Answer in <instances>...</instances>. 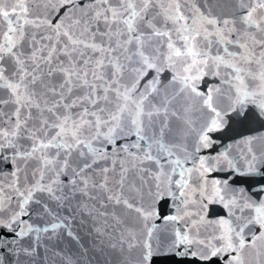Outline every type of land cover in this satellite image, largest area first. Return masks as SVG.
<instances>
[{"label":"snow or ice","instance_id":"snow-or-ice-1","mask_svg":"<svg viewBox=\"0 0 264 264\" xmlns=\"http://www.w3.org/2000/svg\"><path fill=\"white\" fill-rule=\"evenodd\" d=\"M225 101L264 117V0H0V228L55 233L68 206L139 225L136 264L165 248L264 264V199L209 179L256 173L264 136L201 154ZM161 187L185 228L154 249ZM34 206L43 227L22 220Z\"/></svg>","mask_w":264,"mask_h":264},{"label":"water","instance_id":"water-1","mask_svg":"<svg viewBox=\"0 0 264 264\" xmlns=\"http://www.w3.org/2000/svg\"><path fill=\"white\" fill-rule=\"evenodd\" d=\"M218 83L212 78H206L201 85V90H206L209 84ZM221 107L227 113L224 116V124L211 134L214 140L213 148L203 150L202 155H216L226 146L232 145L234 151L231 154L236 156L240 151V142L245 138L264 136V117L259 115L255 107L249 105L232 112L227 108V101L221 104ZM257 146L259 147V142ZM257 169L258 171L254 174H248L245 168L239 171H217L212 173L209 179H227L231 187L237 190L244 189L254 199H264V192L258 191L261 186H264V165H257ZM177 204L179 201H173L169 191L161 187L155 199L158 216L149 224V226L155 225L154 239L151 240L154 249L167 240L174 228H185L183 222L173 224L165 219L175 214ZM58 211L67 221L62 232L69 264H136L139 241L128 237L127 230L138 233L140 226L134 225L131 219L116 225L111 217H108L105 222L104 218L96 217L95 214H89L87 211H73L68 206ZM225 213L226 210L221 205L208 201H205L200 211L207 220L223 216ZM122 233L124 239H122ZM129 243L135 246L130 248ZM146 264H225V258L213 257L208 262H202L198 255L195 257L190 254L178 255L165 248L163 252L155 253Z\"/></svg>","mask_w":264,"mask_h":264}]
</instances>
